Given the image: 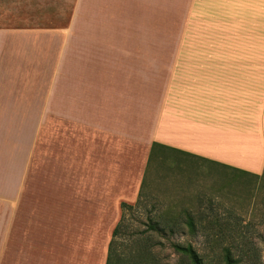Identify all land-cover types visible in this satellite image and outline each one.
Returning <instances> with one entry per match:
<instances>
[{
  "label": "crops",
  "instance_id": "0c3cea01",
  "mask_svg": "<svg viewBox=\"0 0 264 264\" xmlns=\"http://www.w3.org/2000/svg\"><path fill=\"white\" fill-rule=\"evenodd\" d=\"M53 115L60 167H75L77 183L91 167L99 203L118 167L129 188L118 205L137 201L152 155L262 176L264 0H0V190L10 191L0 264L23 214L50 216L48 237L59 230L49 264H79L65 252L69 230L116 227L103 213L67 223L9 206L25 202L21 183Z\"/></svg>",
  "mask_w": 264,
  "mask_h": 264
},
{
  "label": "rangeland",
  "instance_id": "374dc122",
  "mask_svg": "<svg viewBox=\"0 0 264 264\" xmlns=\"http://www.w3.org/2000/svg\"><path fill=\"white\" fill-rule=\"evenodd\" d=\"M75 134L73 130L71 140ZM60 142L53 115V123L39 131L21 183L18 195L25 202L9 206L21 212L61 213L67 223H74L77 214L93 212L103 213L110 225L120 223L115 237L113 232L69 230V263L105 264L112 242L110 264H193L178 245L192 246L203 264H226L228 253L234 264H264V174L256 178L197 159L159 162L152 155L138 200L121 208L117 196L129 188L119 179L128 167H118L119 179L106 187L99 203L91 167L80 172L79 183L75 167H60ZM9 192L1 189L0 195ZM45 219L51 217L19 216L2 264H49L45 250L57 247L54 238L60 233L57 229L55 237H48L42 232Z\"/></svg>",
  "mask_w": 264,
  "mask_h": 264
},
{
  "label": "trees",
  "instance_id": "16d2710c",
  "mask_svg": "<svg viewBox=\"0 0 264 264\" xmlns=\"http://www.w3.org/2000/svg\"><path fill=\"white\" fill-rule=\"evenodd\" d=\"M250 175V174H249ZM255 176L256 178L261 177L259 175H252ZM130 206L127 205L126 203L121 204V208H129ZM120 223L116 225L114 231H113V237H115L118 233V227ZM112 245V242H111ZM111 245H110V252H111ZM178 250L181 251L185 256H187L193 264H203L202 259L199 257V255L196 253V251L192 248V246H177ZM109 252L106 264H110V259H111V253ZM226 264H234V260L230 257L229 253L226 255Z\"/></svg>",
  "mask_w": 264,
  "mask_h": 264
}]
</instances>
